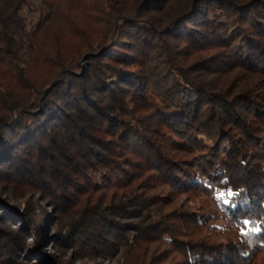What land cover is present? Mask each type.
<instances>
[{"label":"trees","instance_id":"16d2710c","mask_svg":"<svg viewBox=\"0 0 264 264\" xmlns=\"http://www.w3.org/2000/svg\"><path fill=\"white\" fill-rule=\"evenodd\" d=\"M115 257L264 264V0H0V264Z\"/></svg>","mask_w":264,"mask_h":264},{"label":"snow or ice","instance_id":"6c2138e0","mask_svg":"<svg viewBox=\"0 0 264 264\" xmlns=\"http://www.w3.org/2000/svg\"><path fill=\"white\" fill-rule=\"evenodd\" d=\"M207 187L208 190L211 192L213 189V184H212V178H208L207 180ZM235 195V193L229 189L227 191H219L213 193L214 199L217 203L222 202L225 205L229 204V199H226L225 197L231 198ZM250 224V221L248 219H244L242 221H238V226H240V234L241 236H248L251 232H256L259 231V227H252L248 228V231H245V228H247Z\"/></svg>","mask_w":264,"mask_h":264},{"label":"rangeland","instance_id":"374dc122","mask_svg":"<svg viewBox=\"0 0 264 264\" xmlns=\"http://www.w3.org/2000/svg\"><path fill=\"white\" fill-rule=\"evenodd\" d=\"M19 203L21 205V208H23L24 207L23 200H21ZM51 231H53V228L49 229V233ZM44 249L47 253H51L53 251V249L50 247H45ZM68 256H69V254L67 253L65 255L64 259ZM118 262H119L118 257L108 258V259H86V258H84V259H75L73 261V264H118Z\"/></svg>","mask_w":264,"mask_h":264}]
</instances>
